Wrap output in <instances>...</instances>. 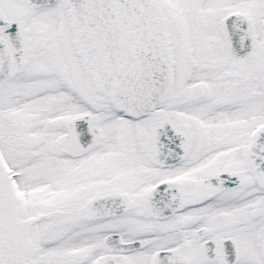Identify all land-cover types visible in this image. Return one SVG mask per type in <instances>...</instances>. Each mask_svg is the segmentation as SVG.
Here are the masks:
<instances>
[{"label":"snow or ice","instance_id":"obj_1","mask_svg":"<svg viewBox=\"0 0 264 264\" xmlns=\"http://www.w3.org/2000/svg\"><path fill=\"white\" fill-rule=\"evenodd\" d=\"M0 264H264V0H0Z\"/></svg>","mask_w":264,"mask_h":264}]
</instances>
